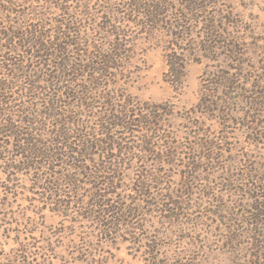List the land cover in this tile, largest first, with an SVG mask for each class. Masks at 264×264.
Returning <instances> with one entry per match:
<instances>
[{
	"label": "rangeland",
	"instance_id": "1",
	"mask_svg": "<svg viewBox=\"0 0 264 264\" xmlns=\"http://www.w3.org/2000/svg\"><path fill=\"white\" fill-rule=\"evenodd\" d=\"M11 1L0 2L9 13L2 26L51 38L66 27L74 65L92 61L95 70L102 58L110 68L86 72L78 94L61 91L58 106L61 123L72 124L69 143L108 145L53 164L75 181L53 203L55 180L22 169L16 143L0 138L14 149V170L0 166L12 230L1 237L0 264L20 242L37 264H264V0ZM5 49L1 80L13 57ZM172 55L185 62L178 86L165 77ZM65 76L67 86L80 77ZM48 84L36 86V103L29 94L7 109L42 114L59 90L57 80ZM125 108L134 124L104 135L105 120ZM42 123L32 135L47 150L59 123ZM101 173L111 185L99 209Z\"/></svg>",
	"mask_w": 264,
	"mask_h": 264
},
{
	"label": "trees",
	"instance_id": "2",
	"mask_svg": "<svg viewBox=\"0 0 264 264\" xmlns=\"http://www.w3.org/2000/svg\"><path fill=\"white\" fill-rule=\"evenodd\" d=\"M0 2L8 6L12 4L11 0L9 2L1 0ZM1 3L0 49L6 48L5 50H8L7 53L13 57L11 58L9 56V59L4 61V71L7 72L8 76H6L4 80L0 79V138L4 136L5 140L8 142L10 141L11 144L16 143V147L14 146V149L16 148V153L22 157L17 162L22 163V169L31 170L35 173L44 170L49 173V175H45V178L52 177L55 180V182H53L54 192H50L51 199H49L51 200L50 202L55 203L54 198L58 194H62L64 192L62 188L67 187L70 190L71 187L72 189V186H75V181H72L69 177L62 174V172L55 171L56 165L54 166L53 164L60 163V165H65L66 160H68L67 158H70L71 161H75L77 158L84 159V157L89 154L91 146L102 148L103 145H108V143L98 141L97 143L99 144H93L84 137H79L77 143H69L71 137H69L68 130L64 127H69L72 124L65 121H63L64 124L61 123L63 113L60 109L61 107H58L60 104L59 101L61 100V91L62 93L67 92L69 95L74 97L79 92V88H76L79 87L77 83L81 78H83V75L86 74V72L90 70L92 74L97 75L102 70H108L110 68L106 66V63L104 64L103 59L100 57V59H96V66L99 69H91L92 61L89 66L82 64L74 65L72 62L73 60H69L68 58V54H70V45L65 43L66 37L64 32L66 27L62 28L63 33H56L57 38H51L50 36H46L44 33L41 34L40 32H36V30L27 34L20 33V30L17 28L2 26L3 22L1 21V15L3 13H9L2 10ZM71 33L72 32H70V34ZM3 40L4 42H2ZM1 43L4 45L2 46ZM7 47H9V49ZM34 61L37 63V67L30 69V65H33ZM167 67L168 71L165 75L166 82L175 86L180 85L182 79L184 78L185 62L180 61L175 55H172L168 59ZM67 72L71 73L72 78L74 73L80 75L78 79L76 78L74 81L71 80L68 86L66 82L63 83V79L66 77L65 74ZM36 75H41L42 77L38 78ZM67 77L69 76L67 75ZM53 80H57V84H59V90L57 91L58 94H53L46 98V106L43 109L42 114H33L31 110L28 113V110L18 111L13 108L7 109L6 106L9 103L11 104L14 102V104H16L17 100L21 101V97L23 98V96H27L29 94L32 96L30 98V102L32 100V104L36 103V100H39V95L37 97H33L35 96L34 94L38 92L36 86L41 84L49 85L48 83L51 84ZM25 81L26 83H23L22 87H18L19 84L21 85V82ZM16 88L18 94L15 97V92L12 93V91L16 90ZM76 97L79 99L78 95ZM32 104L29 105L32 106ZM125 111L124 117L112 115L110 118L105 120V129H102L104 135H107V133H105L106 130L108 132L113 129L125 131V128L134 124L130 121V116H126L128 113L127 108H125ZM20 114H22L24 118H18V115ZM15 119H20L19 125L26 126L23 128L24 130L19 129V127L16 126ZM49 120L57 122L59 125L55 123L57 125V127H55L56 125L54 126L56 131L53 132L52 130L49 133L48 138L50 140L51 148L49 147L46 148L47 150H43L39 147V145H42L40 144L41 139H38L36 134L32 135V132L37 129H32V127L42 121V124L48 123ZM5 147L6 146H3V144L0 143V166H5L7 170H14L12 165L8 163L10 158L9 155L12 157V151L14 149L6 151L7 149ZM103 173H101L99 177H95L96 181L100 180L97 192L102 194V196L96 197L97 204H99L101 199L103 200L106 198V189L111 185L110 179L106 181L107 179L102 177ZM47 184L50 185L49 183ZM98 206L99 209L106 208L103 205L101 207L100 204ZM5 207L6 206L0 202V257L3 255L4 245L1 243V237L12 232L10 229L11 224L7 223V218H9V216L4 212ZM105 214L108 213H106V211L100 212V215L102 216L101 219L105 217ZM16 234L18 235L20 233L16 232ZM11 242H13L16 246L18 245L15 241L11 240ZM18 246L19 250H15L14 256H9V264H37L36 258H34L35 256L31 254L26 245H23L20 242V245Z\"/></svg>",
	"mask_w": 264,
	"mask_h": 264
}]
</instances>
